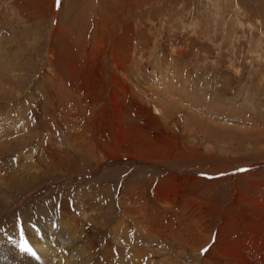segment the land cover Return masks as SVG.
<instances>
[{"label":"rangeland","instance_id":"obj_1","mask_svg":"<svg viewBox=\"0 0 264 264\" xmlns=\"http://www.w3.org/2000/svg\"><path fill=\"white\" fill-rule=\"evenodd\" d=\"M5 140L0 264L54 238L61 264L242 256L264 241V0H0Z\"/></svg>","mask_w":264,"mask_h":264},{"label":"bare ground","instance_id":"obj_2","mask_svg":"<svg viewBox=\"0 0 264 264\" xmlns=\"http://www.w3.org/2000/svg\"><path fill=\"white\" fill-rule=\"evenodd\" d=\"M2 143V142H1ZM0 143V144H1ZM11 147H10V144L5 140L4 142H3V144H1L0 145V149H2V150H4V151H8L9 149H10ZM13 179H15V178H13ZM163 198V197H162ZM183 209V208H182ZM136 212V211H135ZM134 212V213H135ZM149 212H151L150 214H149ZM138 213V212H137ZM149 214V215H148ZM148 215V216H147ZM147 215H145V217L148 219V220H150V222L149 223H153V221H152V219H154V215H153V213H152V211H148V213H147ZM141 216H144V215H141ZM140 217V216H139ZM145 218V219H146ZM242 218V217H241ZM247 218V217H246ZM246 218H243L242 219V221H243V225H249L248 224V222L249 221H251L250 219H248L249 221L247 222V219ZM142 219V218H141ZM144 219V218H143ZM138 220V219H137ZM137 220L135 219V221L137 222ZM140 220V219H139ZM138 220V221H139ZM155 220V219H154ZM264 222V221H263ZM141 223V222H140ZM142 223H144V222H142ZM172 223V222H171ZM170 223V224H171ZM253 223V222H252ZM255 224H257V222L255 223ZM142 225V224H141ZM145 225V224H144ZM147 225V224H146ZM253 225H254V223H253ZM165 226H167V225H165ZM170 226V225H169ZM256 228H255V230H260L261 232H262V230H264V229H262V228H264V227H260V226H258V225H254ZM144 227H146V226H144ZM150 227H151V230H149V232L150 233H152V234H155V231L157 232V230H158V233H160L161 234V236H163V231L165 232V230H161L160 228H158L159 227V224L158 225H154V224H150ZM174 228H175V226H173ZM39 228V227H38ZM37 228V229H38ZM156 228H158V229H156ZM168 228V227H167ZM170 228V227H169ZM166 229V228H165ZM167 231V230H166ZM175 231H177V230H175ZM148 232V231H147ZM148 232V233H149ZM256 232V231H255ZM37 233H40L39 231H37ZM157 234V233H156ZM171 234V233H170ZM175 234H176V232H175ZM255 234V233H254ZM254 234L251 236V235H247L246 237H242V238H240L239 240H238V242H237V250H238V252H240L241 253V255L242 256H240V257H237V258H227L226 257V255H228L229 254V248L227 247V246H225L221 241L219 242V246H217V245H213V250H214V248L215 249H217V252L219 251H221L222 250V259H223V261H224V264L226 263L225 261H228L229 263L231 262V263H233V264H239L237 261L239 260V259H241V258H243V259H245V260H249L248 259V253H247V249H248V247H249V243L252 241V243H253V246H252V248H254V249H257L258 250V253H260V255L259 256H256V258L254 259L255 261H256V263L255 264H264V252H263V245H264V241H263V235H262V233H261V235H259V237H257V238H255L254 239ZM150 236V235H149ZM167 236V235H166ZM251 236V237H250ZM173 237V236H172ZM171 237V238H172ZM38 238H39V235H36L35 236V238L32 240V246L33 247H35L34 246V244H37L38 243ZM209 239V238H208ZM211 239H209V241H210ZM50 241H51V243H49V246L48 247H44L43 246V249H41V247L42 246H38V247H35V249H39L43 254L41 255L42 256V258H43V261H45V264H54V263H57L58 262V264H61V255H60V258L59 259H57V260H54V257H55V254L53 253V250H58L59 249V246L57 245V243H56V241H55V238L54 239H50ZM145 242V241H144ZM147 242H149L148 240H147ZM217 243V242H216ZM40 244V243H39ZM38 244V245H39ZM205 246V245H204ZM212 246V245H211ZM203 247V246H202ZM133 248H135L136 249V251H140V248L139 247H133ZM201 248V247H200ZM209 249V248H208ZM211 249H212V247H211ZM208 251V250H207ZM51 252H52V254H51ZM216 252V254L218 255V253ZM141 253V252H140ZM139 254V253H138ZM138 254H136L137 256H138ZM146 253L143 251L142 253H141V256L140 257H145L146 255H145ZM212 254V253H211ZM214 254V253H213ZM212 254V255H213ZM205 255V254H204ZM208 255H209V253H208ZM216 255V256H217ZM138 256V257H139ZM207 256V255H206ZM219 256V255H218ZM208 257V256H207ZM214 257H215V255H214ZM56 258V257H55ZM64 258V257H63ZM215 258H217V257H215ZM146 259V258H145ZM144 259V260H145ZM171 259V258H170ZM208 259H211V257L210 258H208ZM64 260V259H63ZM140 260V259H139ZM54 261V262H53ZM151 261V260H150ZM171 261H173V260H171ZM211 261V260H210ZM213 261V260H212ZM141 262H143V261H141ZM153 262V261H152ZM219 262H220V260H219ZM144 263V262H143ZM142 263V264H143ZM147 263V262H146ZM149 263V262H148ZM151 263V262H150ZM154 263H155V261H154ZM153 263V264H154ZM201 263V262H200ZM207 263V262H206ZM211 263V262H210ZM140 264V263H139ZM155 264H158V263H155ZM172 264H174V262L172 263ZM207 264H209V261H208V263ZM212 264H214V263H212ZM216 264H218V262H216ZM222 264H223V262H222Z\"/></svg>","mask_w":264,"mask_h":264},{"label":"snow or ice","instance_id":"obj_3","mask_svg":"<svg viewBox=\"0 0 264 264\" xmlns=\"http://www.w3.org/2000/svg\"><path fill=\"white\" fill-rule=\"evenodd\" d=\"M57 2H58V4H59V0H57ZM244 171H246V170H244ZM23 250H24L25 252H29V253H31L33 256L36 255V253L32 250V248H31L30 246H28L27 244L24 246ZM206 250H207V249H204V250H202V251H206Z\"/></svg>","mask_w":264,"mask_h":264},{"label":"crops","instance_id":"obj_4","mask_svg":"<svg viewBox=\"0 0 264 264\" xmlns=\"http://www.w3.org/2000/svg\"><path fill=\"white\" fill-rule=\"evenodd\" d=\"M250 237H251V236H250ZM237 242H238V241H236V243L233 244L234 247H237ZM232 243H233V242H231V244H232Z\"/></svg>","mask_w":264,"mask_h":264}]
</instances>
